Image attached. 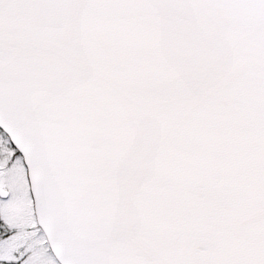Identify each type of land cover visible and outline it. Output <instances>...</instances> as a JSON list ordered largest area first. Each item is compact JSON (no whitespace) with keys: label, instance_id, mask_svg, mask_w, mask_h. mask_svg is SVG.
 Instances as JSON below:
<instances>
[{"label":"snow or ice","instance_id":"1","mask_svg":"<svg viewBox=\"0 0 264 264\" xmlns=\"http://www.w3.org/2000/svg\"><path fill=\"white\" fill-rule=\"evenodd\" d=\"M0 264H264V0H0Z\"/></svg>","mask_w":264,"mask_h":264}]
</instances>
